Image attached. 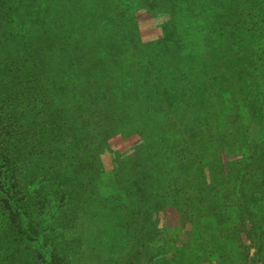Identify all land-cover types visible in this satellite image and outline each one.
Returning a JSON list of instances; mask_svg holds the SVG:
<instances>
[{"label":"trees","instance_id":"16d2710c","mask_svg":"<svg viewBox=\"0 0 264 264\" xmlns=\"http://www.w3.org/2000/svg\"><path fill=\"white\" fill-rule=\"evenodd\" d=\"M214 259L264 260V0H0V264Z\"/></svg>","mask_w":264,"mask_h":264},{"label":"rangeland","instance_id":"374dc122","mask_svg":"<svg viewBox=\"0 0 264 264\" xmlns=\"http://www.w3.org/2000/svg\"><path fill=\"white\" fill-rule=\"evenodd\" d=\"M165 226H169L166 232L168 231V232L173 233V235H176L177 237H181L182 239H185V240H190L191 235H192L190 226L188 224L186 225L183 216L180 217V214L174 209L168 208L167 214L165 217ZM254 238H255V242L258 244V240L256 241L257 236L255 235ZM252 251H254V249H252L251 252ZM221 258H222V255H221ZM258 261L260 263H257ZM258 261L256 263L251 262L247 264H264V260L260 259ZM220 263H221V260L217 261L216 259H214V261H212V264H220ZM196 264H199V263H196ZM201 264H204V263H201Z\"/></svg>","mask_w":264,"mask_h":264}]
</instances>
